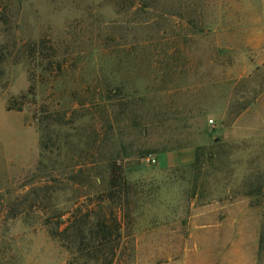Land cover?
<instances>
[{
	"label": "rangeland",
	"instance_id": "374dc122",
	"mask_svg": "<svg viewBox=\"0 0 264 264\" xmlns=\"http://www.w3.org/2000/svg\"><path fill=\"white\" fill-rule=\"evenodd\" d=\"M255 7L264 11L252 0H0V264H159L164 226L170 251L185 246L192 199L217 198L236 167L167 156L220 155L230 121L204 102V74L220 70L203 63L221 58L220 15L250 29ZM74 221L62 242L48 233Z\"/></svg>",
	"mask_w": 264,
	"mask_h": 264
},
{
	"label": "crops",
	"instance_id": "0c3cea01",
	"mask_svg": "<svg viewBox=\"0 0 264 264\" xmlns=\"http://www.w3.org/2000/svg\"><path fill=\"white\" fill-rule=\"evenodd\" d=\"M252 3L264 9V0ZM253 9L250 29L240 26L238 14L220 15L221 58L218 62L205 58L203 63V68L220 70L204 74V102L217 101L218 114L230 121L226 125L221 121L220 162L235 165V175L225 173L228 185L214 194L217 198L202 201L197 194L192 199L188 235L178 255L167 246L173 243L167 237L169 228L161 229L152 257L159 264H264V11ZM211 28L206 26L207 31ZM240 28L250 30L244 47L232 38ZM232 52L237 56L230 61L226 58ZM213 84L219 85V91ZM195 153L193 148L178 151L167 156V164H192ZM182 157L184 162H177Z\"/></svg>",
	"mask_w": 264,
	"mask_h": 264
},
{
	"label": "trees",
	"instance_id": "16d2710c",
	"mask_svg": "<svg viewBox=\"0 0 264 264\" xmlns=\"http://www.w3.org/2000/svg\"><path fill=\"white\" fill-rule=\"evenodd\" d=\"M47 130H48V128H47ZM47 136H49V135L47 134ZM47 136H46V134H44V136H43V144H42V152H43L42 157H43V159L45 158V155L47 154V152H46L47 149H46V144H45V140H46V138H48ZM212 144L214 145V144H217V143L215 142V143H212ZM218 144H219V142H218ZM118 155H120V153H118ZM216 159H220L219 153L218 154L213 153V152L207 153L205 151L204 152H201V150L199 148H197L195 162L192 165V167L195 168V169H197L198 166L201 163H211L213 161H216ZM40 167L43 168V169H45V166L42 163L40 164ZM108 170H110L111 171V174H112V177H111V180H110V184H111V190L110 191L113 192V191H115L118 188V185L114 181V176L115 175H113V174L116 173V170L113 167V164L111 162H110V165L108 166ZM128 192H129V189H128ZM40 212H42V214H44L43 212H45V211H40ZM70 229L76 230V221H74L69 227H67L64 230L61 229V226L59 224H57V226L55 228L49 227L48 228V233L51 235V237L53 239L62 242L64 240V235L67 234V233H69ZM106 229H107V227H106ZM79 232H80V234H82V239H83V235H84L83 233H84V231H82L81 229H79ZM109 264H110V262H109Z\"/></svg>",
	"mask_w": 264,
	"mask_h": 264
},
{
	"label": "built area",
	"instance_id": "2783aa9c",
	"mask_svg": "<svg viewBox=\"0 0 264 264\" xmlns=\"http://www.w3.org/2000/svg\"><path fill=\"white\" fill-rule=\"evenodd\" d=\"M153 162H155V161H153Z\"/></svg>",
	"mask_w": 264,
	"mask_h": 264
}]
</instances>
